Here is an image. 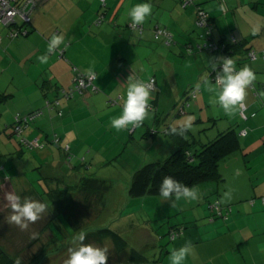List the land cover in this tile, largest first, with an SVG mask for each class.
I'll use <instances>...</instances> for the list:
<instances>
[{"label": "crops", "instance_id": "crops-1", "mask_svg": "<svg viewBox=\"0 0 264 264\" xmlns=\"http://www.w3.org/2000/svg\"><path fill=\"white\" fill-rule=\"evenodd\" d=\"M34 1L36 4L30 14V22L23 25L26 34L11 38L9 28L0 24V123L10 110L15 111L19 106L24 117L42 111V115L31 122L33 125L26 126L22 134L28 141L38 139L45 145L39 148L43 153H52L61 162L62 158L66 160L65 147L68 145L71 153L85 154L82 161L75 158L79 165L86 164L90 156L101 155V149L104 155L118 150L122 154L131 146L139 167L148 157L152 161H161L176 150L175 142L167 131L181 126L188 117H194L190 128L192 135L204 144L222 132L235 129L240 136L241 149L220 163L224 181L209 189L197 187L202 194L199 201L178 202L191 217L184 225L194 224L184 228L180 237L169 238L176 246L167 247L166 253H161L160 257L157 254L149 263L133 261L131 253L129 259L123 258L130 264H169L171 251L191 242L193 254L186 264H264V60L235 62L238 70L244 66L251 68L256 79L254 88L249 87L244 103L235 114L229 115L218 105L213 107L210 103L216 94L214 90L218 89L213 77L216 71L212 70L211 64L219 66L222 56L216 58L209 54L211 58L202 57L204 51L193 56L194 50L188 49L186 53L190 60L186 66L189 68L184 72L176 71L168 59L174 55L172 46H180L179 42H196L197 4L212 18L215 41L235 36L244 50L261 51L264 47V0H194L187 6L183 0H105L102 4L100 0ZM141 2L152 5L156 19L153 30L166 28L173 35L174 40L170 44L159 39L163 40L165 47H171L168 57L163 56L165 47L150 51L143 47L142 44L149 43V39L154 37V31L146 32L144 25L143 33L130 28L128 12ZM100 16L104 23L96 25ZM16 24L23 23L17 18ZM93 26L100 30L97 35H94ZM53 35H63L64 45L48 54L47 63H40L38 57L47 53L48 42ZM125 50L129 52L125 53ZM144 50L149 51L148 58L144 56ZM60 52H63V57H60ZM243 55L244 52L236 53L234 59H244ZM157 56L169 68L166 77L159 75L154 66L156 63L152 62ZM90 67L92 72L88 71ZM15 70H18V75ZM77 73L95 74V89L90 87L83 94L62 101L60 110L46 108L47 101L61 97L62 92L73 85ZM130 77L146 82L155 79L149 112L158 114L162 108L167 117H154L149 113L140 127L118 132L111 126V120L122 114L126 83ZM166 86L169 99L164 100ZM194 86H199L201 92L193 104L179 106ZM14 98L16 107L12 104ZM243 105L246 119L241 115ZM173 116L182 117L173 119ZM110 132L116 134V141L100 142L98 133H106L109 137ZM22 146L29 149L23 143ZM141 156L145 157L143 161ZM108 164L110 161H101L98 165ZM70 166L73 168L75 165ZM8 184L10 182L6 179L3 185ZM226 192L231 193L230 199L225 198ZM209 195H214L213 200L207 198ZM210 201L220 202L223 218L209 219Z\"/></svg>", "mask_w": 264, "mask_h": 264}, {"label": "rangeland", "instance_id": "rangeland-1", "mask_svg": "<svg viewBox=\"0 0 264 264\" xmlns=\"http://www.w3.org/2000/svg\"><path fill=\"white\" fill-rule=\"evenodd\" d=\"M100 3L102 4V0H100ZM155 20V13H153L143 24L146 32L153 31ZM93 27L94 35H97L100 30L95 26ZM195 32L198 35L202 30L197 26ZM119 35L122 36V34ZM128 36H131V34ZM154 39L155 36L149 39V43L142 44L143 47H148L149 51L157 49L160 46L165 47V43L162 40ZM197 42L204 43L198 36L196 37V42H192L195 53L193 56L196 53L200 54ZM179 43L180 46H172L171 52L174 55L168 59L176 71L184 72L189 68L186 65L189 62L187 60H190V58L187 56L185 43ZM115 46L118 48L119 45L116 43ZM169 48L171 47H165V50H163L164 57L169 56ZM114 49L116 50L115 47ZM149 51L144 50V56L147 58ZM124 52L128 53L129 51L125 50ZM202 57L211 58L212 56L204 51ZM152 62L156 63L154 66L158 70L159 75L166 77L169 70L166 63L160 60L159 56L154 58ZM17 72L18 70H15L16 74ZM180 74L178 73L179 76ZM166 87L163 93L166 95L164 100L169 99L168 94H166L169 93V89L168 86ZM186 99L187 95L183 98L179 106L185 103ZM14 101H16L15 98L12 104L16 107ZM62 101H66L63 96L61 97V104ZM189 104H193V100H190ZM17 108L15 111L10 110V114L5 116L6 118L0 123V167H4L3 171L0 170V177L4 181L7 179V182H10L8 186H0V250L8 253L14 259L19 260L22 264H66L70 256V249L77 246L75 240L80 231L83 230L88 233V231L110 228L127 242L128 249L117 252L110 238L102 242H89L86 244L108 249L107 264H130L123 257L126 256L129 259L131 248H134L145 256L149 260V263L155 260L157 254L160 257L161 253H166L167 247L176 246L169 239L171 228L174 226L180 228V225H183V228H187L194 224L189 222L184 225V222L191 217L185 211L186 208H182L178 202L166 201L160 196L129 198L127 193L129 184L134 172L139 168V166H136V156L133 154V148L131 146L122 154L118 150L113 152V154L110 152L111 155H104V150L101 149L99 152L102 156H90L86 164L83 162L79 164L80 166L75 162V158L78 157L82 161L85 154L78 156L71 153L70 161L62 158L60 162L59 157L54 156L52 153H43L38 148L29 150L24 148V146L21 147L23 138L27 141L28 139L24 134L17 136L14 133L13 125L15 123V117L17 114L21 115L19 112L21 106ZM163 112V109L160 108L158 114L154 112L149 113H152L154 117L160 115L163 116L162 118L167 117V114L164 115ZM180 117L182 116H178V118L177 116H173V119H179ZM32 123L30 124L33 125ZM109 135L107 137L106 133H98L100 142L113 143L116 134L110 132ZM131 143L138 144L136 142ZM140 158L142 161L145 159L144 156ZM165 159L166 157L162 158L160 162H163ZM101 161H110V165H98ZM151 162L153 161L148 157V160L143 165ZM70 164L72 166H78L72 168ZM91 164H93V168H89ZM84 177H93L105 181L110 187L103 211L96 219L92 221L89 219L90 212L93 210L87 207L88 209L86 210L85 208L82 209L79 219L74 220V224H71L59 213L56 206L53 208L54 217L52 212L47 209L39 220L34 223H29L27 229L22 230L16 224L9 223L8 217L11 214V205L7 199L9 194L18 195L22 198L30 197L37 201L42 200L48 206L52 207L50 191L57 188L65 189L68 185H76ZM69 197L73 198L74 195L71 193ZM79 199H83L82 194L79 195ZM197 219L200 220V217H197ZM204 220L207 221L208 219L204 218ZM113 258L116 260L113 261Z\"/></svg>", "mask_w": 264, "mask_h": 264}, {"label": "trees", "instance_id": "trees-1", "mask_svg": "<svg viewBox=\"0 0 264 264\" xmlns=\"http://www.w3.org/2000/svg\"><path fill=\"white\" fill-rule=\"evenodd\" d=\"M196 7L202 9L201 5L197 4ZM208 20H209L208 28L212 29V34H213L214 25L212 18L209 16ZM201 30L202 33L201 32L198 33L197 36L199 37L200 40L203 41L201 35L204 33V30L203 29ZM173 40L174 39H172V41ZM226 41L227 39H222L220 42H226ZM185 45L187 50L188 49L194 50L192 42L186 43ZM202 45L203 43H197V47L200 52L204 51L200 49V46ZM229 46L232 49L231 55L233 57L234 64L237 61L239 64H241L244 61L254 62L258 59L264 60L262 58V54H264V47L261 51H257L254 49L244 50L241 41H238L236 45H232V46L229 45ZM252 50L257 53L256 60H251L248 56L249 52ZM243 52H244L243 55L244 59H238V60L234 59L236 53L243 54ZM210 55L214 57L218 56L215 54H210ZM73 87H74V82L73 85L68 90H64V91H70ZM250 87L254 88V84ZM192 88L193 87H191L190 90ZM79 94L81 95V93H75L71 99H73L76 95ZM62 95L63 93L61 94V97ZM186 95L188 96V93ZM61 97L59 98L57 97L56 99L61 101ZM183 104H184L183 107H185L189 105V101ZM183 107L180 109L183 110ZM55 108L56 110H60L59 106H56ZM169 136L175 142L176 150L163 162L157 160L149 164L141 165L138 168V170L134 172L129 184V189L127 191L129 198H143L146 196L158 197L159 185L165 176H171L172 178L184 183L189 187L200 186L202 189L203 188L209 189V187L211 186L217 187L220 183L224 181L220 173V163L224 159L228 158L230 155L241 149L240 136L238 135L235 129H229L225 132H222L214 140L205 144L194 138L190 130L187 131L184 136H172V135ZM65 153H66V160L70 161L69 157L72 155L70 150L69 151L65 150ZM0 181H1L0 183L1 186L3 185L4 179L0 177ZM109 192H110V187L105 181H101L93 177H84L76 185H68L65 189L57 188L55 190L50 191L49 194L51 198L52 207L48 206L47 209H49L52 212L54 217L55 215L53 213V208L57 206L56 208L59 211V213L62 214L71 224H74V220L79 219V217L81 216L82 209L85 208L86 210L88 209L87 207H89L90 209L93 210L90 212V217H89V219H91L92 221L102 213L103 208L105 206L106 197ZM71 193L74 195L73 198L69 197ZM81 194L83 195L82 200L79 199V195ZM213 196L214 195H209V197L207 198L209 200H213L211 199L213 198ZM38 198L40 199V197ZM41 202L43 201L41 200ZM216 203H218L220 206L221 215H219L218 211H216V209L213 208V206ZM209 213H210L209 219L224 217L222 213V207L219 201H214V202L210 201ZM183 230H184L183 225H180V228H178V226H174L170 230L169 233L170 238L172 239L173 234H179L174 239L180 237ZM107 238H110L113 241L116 250L118 252H121L129 248L127 247L128 246L127 242L118 233L113 232L110 228L88 231V235L84 243L102 242ZM131 257L133 261L139 260L138 262L141 263H146L149 261L145 256L140 254L134 248H131ZM17 261L19 260L14 259L8 253L4 252L3 250H0V264H17ZM19 264L22 263L19 261Z\"/></svg>", "mask_w": 264, "mask_h": 264}, {"label": "clouds", "instance_id": "clouds-1", "mask_svg": "<svg viewBox=\"0 0 264 264\" xmlns=\"http://www.w3.org/2000/svg\"><path fill=\"white\" fill-rule=\"evenodd\" d=\"M153 14V8L149 2L137 3L128 12L131 24L134 26L143 25ZM64 45L63 35H53L48 42L47 53L38 57L40 63H47L49 55L60 49ZM212 70L216 71V83L218 89L211 98L210 103L219 106L225 114H235L248 95V89L256 79L254 72L248 66L236 70L232 59H222L219 66L211 64ZM219 70L217 71V68ZM92 72V68L88 69ZM126 96L123 100L122 114L111 120V126L116 131L124 130L129 127H140L149 115L152 100L153 85L139 78L130 77L127 81ZM194 117H188L179 128L171 127L168 129L169 135L184 136L191 128V121ZM159 196L164 200L173 202L179 201H199L202 194L197 187H189L184 183L165 176L159 185ZM226 199L231 198V193L224 194ZM11 205V214L8 217L9 223H14L22 230L27 229L29 223L39 220L46 212L48 205L44 202L34 200L30 197H21L9 194L7 197ZM88 233L80 231L76 237L77 246L70 249V256L66 264H107L108 249L86 244L84 241ZM193 254L191 242L184 246L173 249L168 256L169 264H186L190 255ZM19 264V261H17Z\"/></svg>", "mask_w": 264, "mask_h": 264}, {"label": "built area", "instance_id": "built-area-1", "mask_svg": "<svg viewBox=\"0 0 264 264\" xmlns=\"http://www.w3.org/2000/svg\"><path fill=\"white\" fill-rule=\"evenodd\" d=\"M104 3L105 0H102ZM194 3V0H183L184 6L192 5ZM35 1L34 0H0V24L4 27L9 28V37L14 38L22 34H26L27 30L23 28V25L30 22V14L32 10L35 7ZM197 25L199 28L204 30V33L201 35V38L203 39L204 43L202 46H200V49L215 55H221L223 59H232L233 57L231 55L232 49L229 45H236L238 42V39H236L235 36H231L227 39L226 42H217L214 40L212 36V29L209 27V20H208V14L201 8H197ZM19 18L22 21V25L16 24V19ZM103 22V17H99V19L96 22V25H100ZM22 26V27H21ZM130 28L138 31L139 33H143L144 27L143 25L140 26H134L130 23ZM155 38L157 40L164 39L166 44H170L173 39L172 33L166 29V28H160L157 27L154 30ZM228 44V45H227ZM249 58L251 60L257 59V53L255 51H250L248 54ZM60 57H63V52H60ZM262 58L264 59V54H262ZM96 76L95 74H81L77 73L73 79L74 87L70 91H63V97L66 100L71 99L75 93H83L88 88L94 87V80ZM214 81L216 82V76H214ZM150 83L153 85L152 90L156 87V81L155 79H151ZM201 92L200 87L196 86L193 87L189 92L188 96L185 102H188L190 100H195L199 93ZM112 104L116 103V101H111ZM60 105V101L58 99L54 101H47L46 102V108L49 110L54 109L56 106ZM243 111L241 112V115L244 119L247 118L245 115V106L243 105ZM42 115V111H36L35 113L27 116V117H21V115L17 114L15 117V123L13 125L14 133L17 134V136H21L23 133V128L25 129L26 126H28L31 122H33L37 117ZM25 124V127H24ZM22 143L25 144L30 149H36V148H43V144L39 142L38 139H33V141H27L23 138ZM58 143V141H56ZM66 151L70 150V147L67 145L65 147ZM71 160V156L69 157ZM1 170L3 171L4 168L1 167ZM1 183V181H0ZM213 208L218 211V214L221 215L220 212V206L218 203H216ZM179 234H173L172 239H174Z\"/></svg>", "mask_w": 264, "mask_h": 264}]
</instances>
